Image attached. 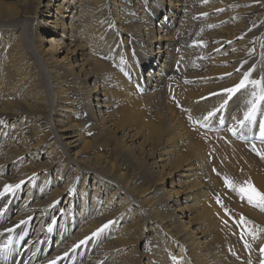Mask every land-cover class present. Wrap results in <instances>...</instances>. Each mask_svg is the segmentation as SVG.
Instances as JSON below:
<instances>
[{
  "label": "rangeland",
  "instance_id": "374dc122",
  "mask_svg": "<svg viewBox=\"0 0 264 264\" xmlns=\"http://www.w3.org/2000/svg\"><path fill=\"white\" fill-rule=\"evenodd\" d=\"M46 1L47 0H0L1 6L7 5L15 9L11 10L13 14H11V12L5 13L3 17L0 18V119L3 115L7 118V120L0 125V147L2 148L0 149V161H6V165H0V187L3 188L5 185H8L5 176L16 180L20 179V191L12 189V191L5 192L0 196V217L7 216L10 218L16 215L18 216L20 213L27 214L26 211L29 205H25L26 208L21 210L24 205L23 200L34 198L36 192L29 178L22 179L24 178V172H22L23 170H21V167L23 165H29L30 163L32 164L33 161H35L34 164L41 162H46L47 164V162L51 161L50 158H48L50 152L54 151H50L54 149V146L38 147L36 149L31 148V146H28L29 141L21 144L14 143V141L6 142V139L9 137L6 133L10 132V128L16 125H30L32 126V130L37 129V131L43 128L46 129V127L50 126H48V124H50L49 120L46 119V112L48 113L51 108L50 100L46 94V90L43 92L45 87L43 88L42 85L45 82V72H43L37 50H35V48L39 46L40 40L43 37L48 39L40 46L42 48L44 47V49H48L47 52L49 51L48 53H50L52 59L59 61L62 65L67 63V60H62L61 58L65 54L63 46L73 48V44L75 45L81 42L86 44L92 56L95 58L100 57L105 62H109L114 70L117 69V61L121 60L123 63H126V67L129 71L134 72L133 69H130L129 63H131L132 68L136 67L139 65V58L141 57L136 49L129 44V37L126 34H122V28H116L115 24L108 29V32H110L109 35L107 33L101 36L93 31H85L78 37L70 38V40L62 39L61 35H59L61 32L60 28L57 29L53 21L55 17L59 18V14H56L52 10V15L54 17L51 16L46 10ZM56 1L62 2L64 6L69 7L68 9L72 11L70 15L73 14L76 17V20L74 18L75 23L77 22L79 24L81 18L85 19L86 25L90 24L92 27H99V23H95V25L92 24L90 17L85 15L84 6L82 7L80 5V3H83L82 0H55V3H57ZM149 1L150 0H138L137 7L148 5L147 2ZM182 2V9L179 11L181 7L178 3L174 0L170 1L172 15H178L175 25V22L171 20L174 19V16L171 17V19L166 16V11L169 10L170 6L165 4V0L156 1L155 6L153 5L154 3L148 5L145 9V13L152 23L161 21L160 23L169 24L176 32V37H178L179 34L180 36L183 35L178 37L179 42L174 47L176 49L180 68L175 70L166 90L169 94V101L174 104V107L179 110L180 113H182L185 130L199 133V141L202 145L199 146L200 152H195V159L186 162L183 168H178L181 164L180 162L176 163L178 161L175 162L174 159L168 161L169 163H167V165L161 167L159 166L162 163L158 157L160 154V150L157 149L158 147L150 149V147H148L149 144H144L143 138L133 134L134 131L128 122L118 126L115 122L112 121V123L108 120L109 118L107 120L110 129L107 131L104 130L101 134L97 132L94 127H91V129H93H90V132L93 133L94 131V133L90 136L87 134L88 132H85L82 136L85 139L91 137V140L93 139L99 143H101V140L104 138V147L103 149L100 148L99 152L100 154H104L102 156H109L108 160H111L112 158L110 159V155H113L111 139L117 138L118 140L120 139L121 142L127 143L126 145L131 144L139 160V162L137 161V168L134 164L131 165V168H135L134 177L136 183L141 184L143 189H148L147 192L153 197L156 204H160V208L164 210V206L169 202L167 201L166 203L164 193L169 191L173 185V187L179 191L180 185H184L182 182H190L194 179H198L202 186L191 190L190 195L192 196V201L196 202L197 205L209 208L213 216L210 224L214 222L218 225H226L228 229H230V237L224 238L223 242L220 240L218 241L217 251L224 253L226 261L230 258L232 259L231 261L237 264H264V253L261 252V249L264 248V211L248 203L246 199H242L236 192L226 187L224 182L225 177L238 184H243V182L247 181L257 191L264 193L261 187L253 180V175L257 174V171L264 172V157L258 154L264 153V139H261L259 135L260 122L264 121V101L258 103L251 122L245 121L244 125L238 123L239 120L244 119V112L250 107L248 101L253 99V92L258 94L261 87H264V84H262L261 87L248 84L245 89L239 90L231 95L224 91L239 83L244 73L249 72V70H251L250 79L264 81V0H183ZM130 5L133 6L132 3H130ZM137 7L131 9L129 12L132 15L137 14ZM74 10L77 12H73ZM21 13L26 15V20L20 21L17 26H14V24H16L15 19H20L19 16ZM93 16L97 17V14L93 13ZM103 20L106 19L104 18ZM149 27L151 28L152 25L149 24ZM64 31L66 32L68 30L65 29ZM121 41H123V43ZM116 42L118 44L115 46ZM101 43L111 44V46L114 45L115 50L119 52L118 57H115L112 53L109 54L108 50L104 52L100 51L99 44ZM56 45H58V48H56ZM91 46H93L92 50ZM79 51L82 52L81 56L76 53H70V64L73 65L74 68L76 66L80 68V57L83 58L87 56L85 51H81V49ZM10 55H12L11 58ZM160 63H163L162 59ZM160 63L157 67L161 66ZM14 67L18 68L15 69ZM82 68L87 67L84 66ZM145 69L148 68L144 67L143 70ZM120 70L122 71L121 66ZM7 71L8 73H6ZM154 71H158V69L155 67ZM84 77L85 74L82 78L84 79ZM16 79H19V81L16 82H23L22 85L26 84V87L31 88L30 90L33 92V96L26 95L27 93L23 91V98L21 99L18 95V93H21V89L17 84H15L17 88H11L7 90L6 93H3V87L6 86L4 83L10 82V80L14 83ZM128 79L129 83H133L136 93L141 92V88L137 87L135 82H132V78L128 77ZM67 81L70 82L72 80L68 78ZM1 83L3 87H1ZM204 88L208 89L207 92H200V90ZM185 90H196L198 94L196 97H191L188 101L173 99L172 96L175 93L180 92V94H182V91ZM34 99L37 101L36 103L39 104L33 103L35 102ZM19 101L31 103L32 106L37 108L35 110L42 111L45 117L42 122L43 127L38 121H35L37 116L34 115V111L32 116H30L29 113L28 115L25 114L26 112L21 114L22 110L17 109ZM225 101H227V103H225ZM221 105H223V107H221ZM214 110V116L205 120L204 117L207 116L208 112ZM57 115V113L52 111V118H57ZM152 117L155 116L153 115ZM108 127L106 126V128ZM233 128L235 129V134L230 131V129ZM121 131H123V135ZM77 132L82 133L81 131ZM58 133L61 135L60 131ZM97 133L99 134L97 135ZM100 137L103 138L101 139ZM95 138H97V140ZM193 141L196 142V139H193ZM172 142H170V144ZM12 143H14V145ZM223 143L226 145L233 143L243 147L240 148L241 155H238L239 159L237 157H232V160H223V158H225L224 156L228 153L218 156V151ZM170 144H167L166 149L169 148ZM1 145L7 146L2 147ZM185 146L186 145L178 142L174 147H171L172 151L170 153L173 154L175 151L183 153L185 151ZM7 147L10 148L8 149ZM6 148L7 150L12 149V152L5 150ZM254 148L255 151L253 150ZM245 149L249 151L246 150L245 153ZM56 150L58 149L56 148ZM69 151L70 154H73V148L71 149L70 147ZM249 153L251 154L249 155ZM19 154L23 158L21 164L11 158L15 155V157L20 156ZM38 155L40 158H37ZM247 161L250 162L248 163ZM129 163L130 161L121 162L123 170ZM254 165L257 166V168L254 167ZM63 166L64 164L57 159L52 165V173L50 172V174H47L42 172L43 170L40 171V169H38L37 175H40V180L47 177L57 183L50 185V189L48 186H39L40 189L38 188L37 196L40 201H46L47 196H49L51 190H53L55 186H57L59 190H64V193L58 200L61 210L50 212L43 217L41 210H37L31 218L30 230L27 234L28 237H25V239L21 241L22 243L20 242L22 245L21 250H23V253L21 252L23 255L22 264L27 260L25 264H38V261L43 259L45 254L56 256V264H85V261L89 260L90 256L93 257V255L99 258L97 261L91 262V257V264H129L126 259H122L119 263L117 262L118 257L126 252H128V256L131 258H137L141 256L142 253L143 255L153 257V244L151 243L150 232L156 231L157 235L162 232H157V227L149 224V222H146L144 225L145 229H141V214L134 215V207L129 205L124 206L119 209V211L116 210L117 215L112 217V223L98 236L89 237L84 245L83 243L80 245L79 242L71 246L64 244L69 240L70 234L71 236L74 234V224L68 222L66 215L72 213L73 210L80 213L82 205L84 207L87 201L93 207H97V198H101L102 200L106 198L111 199L109 196L112 190L115 189L114 186L116 184L112 185L109 182L104 183L105 178L101 179L97 176V173L92 171L83 174L75 164L72 165V168L67 170L65 174L66 177L61 179L60 174L57 173L62 172ZM72 169H75L76 173L79 174L78 180L74 182L75 191L73 190V200L67 192L68 186L70 185L68 177L72 175ZM165 171L169 174L164 175ZM165 176L166 178L170 177L173 179L174 183L172 182L173 184H170L171 186H167L168 180L165 181ZM40 180L38 179V184L41 183ZM206 180H209V182H206ZM1 184H3V186ZM81 186H83V188L85 187L82 192L85 193L86 196L82 195ZM92 194L95 195V198L91 196ZM217 197H219L220 202L217 201ZM168 204L171 205V202ZM175 207L177 208V205L172 206V208ZM168 209L171 211V208ZM247 209L249 211H247ZM22 211H25V213ZM248 212L258 216L249 214ZM193 215V210H189L187 215L178 213L175 220L178 221V224H181V222L182 224H186L191 220L190 218L193 217ZM53 219H56L53 225L54 235L48 242V225L52 224ZM38 220L39 222H37ZM203 222L209 223L206 217H204L194 224L190 225V223H188L187 228L189 230L193 228L194 233H196V231H198V225ZM126 226L129 227L128 230L130 232L128 234V241L125 246H114L112 241L117 240V236L120 237L123 227ZM0 234V246H7L3 251H0V264H5L8 257H10V238L9 233ZM39 235L40 237L38 238ZM29 238L34 239L30 242ZM160 243L168 246L164 249L166 257L165 264H181L187 262L177 258L178 254L180 255V253L183 254V251H187L181 250V243H177L176 238L170 240L163 238ZM221 245L222 248H220ZM109 246H112L111 249H108ZM27 247L30 248L29 253ZM236 249H238V251ZM173 257L176 259L173 260ZM212 261L215 264H222L215 261L214 258ZM231 261L227 264H230Z\"/></svg>",
  "mask_w": 264,
  "mask_h": 264
},
{
  "label": "bare ground",
  "instance_id": "6f19581e",
  "mask_svg": "<svg viewBox=\"0 0 264 264\" xmlns=\"http://www.w3.org/2000/svg\"><path fill=\"white\" fill-rule=\"evenodd\" d=\"M82 1L83 3H80V5L82 7L84 6L85 15L90 17V21L92 24L95 25V23H99L98 28H96V26L92 27L90 26V24L86 25L85 19H81V18L79 24L77 22L75 23L74 18L76 20V17L73 14L70 15L72 11L68 9L69 7L64 6L62 2L56 1L57 3H55V0L46 1L47 12L51 16H53L52 10L56 14H59V18L55 17V20L53 21L56 28L57 29L60 28L61 32L59 33V35H61V38L65 40H70V38L78 37L85 31L87 32L93 31L97 34H100L101 36L107 33L109 35L110 32H108L109 31L108 29L115 24L116 28L119 29L122 28V32H123L122 34L123 35L126 34L129 37L128 38L129 44L132 47H134L141 56L139 58V65L132 68L131 63L128 62L131 67L130 69H133L134 71L132 72L128 70V68L126 67V63H123L120 60L117 61L118 63L117 69L114 70L111 67V64H109V62H105L100 57L95 58L94 56H92L89 53V49L87 48L86 44L82 42L75 45L73 44L72 45L73 48H67L63 46L65 54L61 58L62 60L63 59L67 60V63L65 65L64 64L62 65L59 61L52 59V56H50V53H48L49 51L47 52L48 49H44V47L42 48L40 46L44 41L48 40L45 39V37H43L40 40L39 46H37L36 48L34 47L35 50H37L38 58L41 63L40 65H42L43 72H45V82L43 83L42 81L43 88L45 87V89L44 90L42 88L41 89L43 90V92L46 90V94L48 95V98L50 100L51 108L48 111V113L46 112V119L49 120L50 124H48V126L49 125L50 126L46 127V129L43 128L37 131V129L32 130L31 128L32 126L30 125L27 126L16 125L10 128L9 130L10 132L6 133L9 136L6 139V142L14 141V143L21 144L23 142L29 141L28 146H31V148L36 149L38 147L54 146L53 147L54 149H51L50 151L52 150L55 151L56 148L58 150L55 151V154L54 151L50 152L48 158H50L51 161L47 162V164L46 162L34 164L35 161H33L32 164L30 163L31 165L30 164L23 165L21 167V170H23L22 172H24L23 174L24 178L22 179L23 180L27 178L30 179L31 184L35 189L36 195L34 196V198H27L23 200L24 205L21 210L26 208L25 205H29V207H27L28 210L26 211L27 214L20 213L18 216L16 215L10 218H8L7 216L0 217V233L2 234L9 233V238H10L9 240L10 257H8L5 264L23 263L22 262L23 250L21 253L18 247L20 242L23 241L26 235L29 233L30 220L37 210H41L42 217L46 216L50 212H56L61 210L59 208L58 200L61 197V195L64 193V190L61 189L59 190L57 186H55V188L51 190V193L49 194V196H47L46 201L44 202L40 201L37 196L38 188L40 189L39 186H48L50 189V185H54V183L57 184L56 182H53L47 177L45 179L40 180V175H37L39 171L38 169H40V171L43 170L42 172L47 174H50V172L52 173V165L57 159H59V162L64 164L62 168V172L57 173L60 174L61 179H64L66 177L65 174L67 170L69 168H72V165L75 164L77 168L80 169V172H82L83 174H87L89 171H92L94 173H97V176H99L101 179L105 178L104 183L109 182L112 185L116 184L114 186L115 189L112 190V193L111 194L109 193L110 194L109 197L111 199L103 198L104 200H102L101 198L96 197L97 198L96 202L98 204L97 207H93L87 201L84 207L82 205L80 213L73 210L72 213L66 215L68 222H72L74 224V228H73L74 234L72 236L70 234V238L68 236L69 240L64 243L67 246H71L77 242L80 243L81 241H84V243H86L88 239L85 238L92 237V233L95 232L96 229L99 228V226L105 224L108 221H111L112 217L117 215L116 210L119 211V209L123 208L126 205H129L134 207L133 209L134 215L141 214L142 217L141 229H145L144 225L146 224V222H149V224H152L153 226L157 227V232L159 231V233L162 232L163 234L160 233L159 236L157 235L156 231L150 232L151 233L150 239H151V243L153 244V248H152L153 257L143 255L142 253L141 256H138L137 258H131L128 256V252H126L118 257L117 259L118 263L122 259H126L128 260L129 264H165L166 257L164 254L165 253L164 249L165 247L168 246H165L163 243H160V241H162L163 238H167L169 240L176 238L177 243H181V246L179 245L181 250L187 251V252L183 251V254L180 253V255L178 254L177 256L179 260L187 261L181 264H215L212 261L213 258L217 262H220L222 264H227L232 259L229 258V260L226 261L224 258L225 256L224 253H220L217 251V244L219 240L223 242L224 238L230 237V229H228L226 225H222V224L218 225L217 223L214 222L210 224L211 218L213 216L209 208L206 206L197 205L196 202L192 201V196L190 195L191 190L193 188L202 186L201 182L198 179H194L190 182H186V181L182 182L184 183V185H180V189L178 188L179 191L173 187L174 185L172 186L173 188L171 187L169 191L164 189L165 191H167L166 193H164L166 203L167 201L171 202V205H169L168 202L166 204L167 207L164 206L166 210L165 211L163 208H160V204H156L153 197H151L149 192H147L148 189L147 190L143 189V186L141 184L136 183L134 177L135 168L134 167L131 168V165L134 164L135 167L137 168L138 166L137 161L139 162V160L137 155L135 154L136 151H134L131 144L126 145L127 143L125 144L121 142L120 139L119 141L117 138L111 139L112 144L111 143L110 144L113 148V149L111 148L113 150V155H110V159L111 158L112 159L108 160L109 156L108 157L102 156L104 154H100L99 152V149L100 148L103 149L104 147L103 144L104 136L102 137L103 140H101V143L93 139L91 140V137L85 139L82 136L83 133L85 132H88L87 134L91 136V134L94 133V131L93 133L90 132L91 127H94L95 130H97V132L101 134L102 132H104V130L107 131L108 129H110L108 127V123H109L108 120H110L111 122L112 121L115 122L118 126L128 122L129 125L132 127V130L134 131L133 134L134 135L136 134L138 135V137L143 138L144 144L146 145L149 144L148 147H150V149H154L158 147L157 149L160 150V154L158 157L160 158L159 160L162 163L159 166L161 167L165 166L167 165V163H169L168 161L174 159L175 162L178 161L176 163L180 162L181 164V166H178V168L179 167L183 168L186 162L195 159L196 153L200 152L199 146L202 145V143L199 141L200 138L199 133L189 132L185 130L182 113H180L179 110H177L174 107V104L169 101L168 99L169 94L166 90V87L170 84V81L175 73V70H177V68L178 69L180 68V63L177 60L176 49L174 47L179 42L178 37H181L183 35L180 36L179 34L178 37H176L175 34L176 32L172 29V27H170L169 24L163 22L160 23L161 21L158 23L156 22L152 23L151 21H149L150 18H147L148 16H146L145 9L148 7V5L154 3L153 5L155 6V2L156 1L159 2L161 0H150L149 2H147L148 5H143L141 7L139 6L137 7L138 0H102V1L82 0ZM170 1L171 0H165V4L167 6H170ZM174 1H176L178 5L181 7L179 9V11H181L183 0H174ZM130 3H132L133 6H131ZM136 7H137V14L132 15L129 11L131 9H135ZM11 10H15V9L7 5H3V6L0 5V18L3 17L5 13L11 12V14H13ZM73 12H77V11L74 10ZM93 13L97 14V17H94ZM166 16L170 17V19L171 17L174 16V19L171 20L175 22L174 25L176 24V19L178 18V15L176 14L172 15L171 6L169 10L166 11ZM19 18L20 19L18 18L15 19L16 24H14V26H17V24H19L20 21L26 20L27 17L26 15L21 13ZM104 18L106 20H103ZM149 24L152 25L151 28L149 27ZM65 29H67L68 31L65 32L64 31ZM121 42L123 43V41ZM117 44L118 43L116 42L115 46ZM56 48H58V45H56ZM80 49L81 51H85L87 56H84L83 58L80 57L81 58V65L79 64L80 68L77 66L74 68V66L70 64V57H71L70 53H76L81 56L82 52L79 51ZM92 49L93 46H91V50ZM99 49L102 52L108 50L109 54L112 53L115 57H118L119 52L115 50L114 45L111 46V44L101 43L99 44ZM11 56L12 55H10V58ZM161 59L163 62L162 64L160 63ZM159 63L161 66L157 67ZM84 66H86L87 68H82ZM120 66L122 67V71L120 70ZM18 67H14V68L16 69ZM141 67L143 68L145 67L148 69L143 70V68ZM155 67L158 69V71H154ZM6 73H8V71ZM84 74L85 77L83 79L82 76ZM128 77H131L132 82H135L137 87L141 88V92L136 93V89L133 87V83H129ZM68 78H70L73 82L72 81L68 82L67 81ZM16 81H19V79H16L14 83L13 81L11 82V80L10 82H5L4 84H6L5 86L6 88L3 87L2 86L3 84L1 83V87H3V93H6L7 90H10L11 88L14 87L17 88V86H19L21 89V93L20 94L18 93V95L20 96L21 99L23 98L22 97L23 91L27 93L26 95L33 96L32 95L33 92H31L30 90L31 88L26 87V84L22 85L23 82H16ZM15 84H17V86H15ZM26 88L29 89L25 90ZM207 90L208 89L204 88L201 89L200 92H207ZM185 91H182V94H180V92L175 93L172 96L173 99L188 101L191 99V97H196L198 94L196 90H187L186 92ZM36 102L37 101L33 103ZM17 109L22 110L21 114L26 112L25 114L28 115L29 113L30 116H32V113L34 111L35 112L34 115L37 116L35 121H38L42 126L43 118L45 117L42 114V111L35 110L37 108L35 106H32L31 103L29 104L26 101H19ZM52 111L58 114L57 118L55 117L52 118ZM151 112L155 117H152L153 115L151 114ZM6 120L7 118L5 117V115H3L2 118L0 119V125H2V123L5 122ZM106 126L108 128H106ZM59 131L61 132V135L58 133ZM77 131H81L82 133H79ZM122 132L123 131H121V133ZM99 133H97V135ZM95 139L97 140V138ZM193 139H196V142L193 141ZM170 142L172 143L170 144ZM178 142L186 145L185 151L183 153L177 151H175L173 154L170 153L172 151L171 147L172 146L174 147ZM14 143L12 144L14 145ZM167 144H170L168 149H166ZM1 146L6 147L7 145L6 146L1 145ZM70 147L71 149L73 148V154H70L69 151ZM7 148L9 149L10 147ZM7 148L5 150H7ZM240 148L243 147L235 145L233 143L230 145H226L223 143L217 155L222 156L228 153L226 156H224L225 158H223V160L224 159L232 160V157H237L239 159L238 155L241 152ZM0 149L2 148L0 147ZM246 150L247 149L244 150L245 153ZM7 151L12 152V149ZM250 154L251 153H249V155ZM15 156H12L11 158L15 161H18V163L21 164L23 161L22 156L21 155L17 157ZM38 157L39 155L37 156V158ZM141 160H145V159H141ZM128 161H130V163L127 164L125 166V169L123 170V167L121 166V162H128ZM0 165H6V161L5 162L0 161ZM255 165L254 167L257 168V166ZM72 170H71L72 175L68 177L70 185L68 186L67 192L68 194H70V197H72L73 200V195H74L73 190L75 191L74 182L78 180L79 174L76 173L75 169ZM166 174L169 173H166L165 171L164 175ZM38 179L41 182L40 184L37 183ZM5 180L8 183V185H19V187H15L13 189H17L18 191H20V183H19L20 179L16 180L14 178L5 176ZM167 180H168L167 186H171L174 183L173 179H171L170 177L165 179V181ZM253 180L264 191V172L257 171V174L253 175ZM206 182H209V180H206ZM1 185L3 186V184ZM80 189L82 195L86 196V194L82 192L83 189H85V187L83 188V186H81ZM0 192L5 193L4 187L3 188L0 187ZM91 196L95 198L94 194H92ZM174 205H177V208L176 207L172 208V206ZM168 208H171V211ZM189 210L194 211L193 217L190 218L191 220H189L186 224H182V222L181 224H178V221L175 220V218L178 216V213L182 215H187V212ZM247 211L249 210L247 209ZM23 213H25V211ZM248 213L258 216L251 212ZM204 217H206L209 223L208 222H203L202 224L200 223L197 227L198 230L196 231L197 234L194 233L193 228L191 230L187 228L188 223H190V225L194 224L196 221L203 219ZM55 220L56 219H53L52 224L48 225L49 227L48 230L49 235L47 237L48 242L50 238H52V236L54 235L53 225ZM21 221H23V223H21ZM37 222H39V220ZM128 228H129L128 226L123 227L122 234L120 235V237L117 236L116 237L117 240L112 241L114 246H118V247L120 245L125 246L126 242L129 239L128 234L130 232ZM8 229H11V231H7ZM39 237L40 235L38 236V238ZM33 239L34 238L30 239V242H32ZM81 244L82 243H80V245ZM222 245L220 246V248H222ZM111 247L112 246H109L108 249L109 248L111 249ZM27 249L29 253L30 248L27 247ZM236 250L238 251V249ZM91 257L92 256H90V258ZM90 258L89 260L85 261L86 262L85 264H91V262L97 261L99 257L93 255L91 262H90ZM52 261H55L56 264V256L45 254L43 259L38 261V264L39 263L50 264V262ZM230 264H237V263L231 261Z\"/></svg>",
  "mask_w": 264,
  "mask_h": 264
},
{
  "label": "snow or ice",
  "instance_id": "6c2138e0",
  "mask_svg": "<svg viewBox=\"0 0 264 264\" xmlns=\"http://www.w3.org/2000/svg\"><path fill=\"white\" fill-rule=\"evenodd\" d=\"M250 73H251V70H249V72L244 73V76L239 81V83L234 85L232 88L225 89L224 91L231 95L233 93L238 92L239 90L245 89L248 84L261 87V85L264 84V81L250 79L249 78ZM252 96H253V99L248 101L250 107L247 109V111L244 112V119L238 121L240 125H244L245 121H248V122L252 121L254 117V113L257 109L258 103L260 101H264V87H261V90L258 94L256 92H253ZM225 103H227V101H225ZM221 107H223V105H221ZM214 113H215V110L208 112L207 116H205L204 119L208 120L210 117L214 116ZM230 131H232L233 134H235L234 128L230 129ZM259 135L261 139H264V121L260 122V134ZM253 150L255 151V148ZM258 154L264 157V153H258ZM224 182H225L226 187H229L232 191L236 192L242 199H246L248 203L252 204L255 207L260 208L261 211H264V193H260L259 191H257L247 181L243 182V184H238L236 182L230 181L229 178L225 177ZM15 187H19V185H5L4 192H10ZM3 194H4L3 192H0V195H3ZM217 201L220 202L219 197H217ZM21 223H23V221H21ZM111 223L112 221H108L105 224L101 225L99 228L96 229L95 232L92 233V236L95 237L101 234ZM7 231H11V229H8ZM85 239H88V238L86 237ZM80 243H84V241H81ZM6 247H7L6 245L0 246V251H3ZM261 252L264 253V248L261 249ZM175 259L176 258L173 257V260ZM50 264H55V261L50 262Z\"/></svg>",
  "mask_w": 264,
  "mask_h": 264
}]
</instances>
